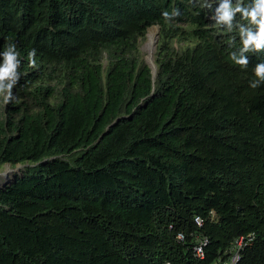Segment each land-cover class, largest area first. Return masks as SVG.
<instances>
[{
  "label": "trees",
  "instance_id": "1",
  "mask_svg": "<svg viewBox=\"0 0 264 264\" xmlns=\"http://www.w3.org/2000/svg\"><path fill=\"white\" fill-rule=\"evenodd\" d=\"M204 2L0 0V264H225L248 235L234 264H264V53L234 65Z\"/></svg>",
  "mask_w": 264,
  "mask_h": 264
},
{
  "label": "clouds",
  "instance_id": "2",
  "mask_svg": "<svg viewBox=\"0 0 264 264\" xmlns=\"http://www.w3.org/2000/svg\"><path fill=\"white\" fill-rule=\"evenodd\" d=\"M201 7L207 8L215 26L226 33L235 32L239 36L240 47L232 51L229 58L232 63L241 69H246L251 63L249 54L264 53V0H205ZM165 21H172L180 16L179 9L172 12L163 11ZM237 15L240 19L237 20ZM235 44V36L231 38L230 45ZM20 53L14 44L0 52V97L5 105L16 101L13 88L18 84L21 73L19 71ZM29 66L36 67V50L29 51L27 56ZM253 74L255 79L250 81V87L256 89L264 85V61L257 63Z\"/></svg>",
  "mask_w": 264,
  "mask_h": 264
},
{
  "label": "built area",
  "instance_id": "3",
  "mask_svg": "<svg viewBox=\"0 0 264 264\" xmlns=\"http://www.w3.org/2000/svg\"><path fill=\"white\" fill-rule=\"evenodd\" d=\"M196 223L198 225H200V220L198 218L195 219ZM181 238V236H180ZM253 239L252 235H248V236H241L236 238L232 244H231V248H230V252L232 254L231 258H230V262L229 263H225V264H234L237 260H238V255L240 253V251L242 249H244L247 245H249L251 243ZM205 246V242H200L199 245H197L194 248V252L197 258L202 259L204 257L203 255V247ZM166 264H170V263H166Z\"/></svg>",
  "mask_w": 264,
  "mask_h": 264
},
{
  "label": "rangeland",
  "instance_id": "4",
  "mask_svg": "<svg viewBox=\"0 0 264 264\" xmlns=\"http://www.w3.org/2000/svg\"><path fill=\"white\" fill-rule=\"evenodd\" d=\"M157 32H158V28L156 26H153L151 28L148 29L147 34H146V39L144 42H142L140 49L141 52L144 55V59L147 60L149 57L151 58V60L153 61V54L155 51V44H156V40H157ZM148 36L154 37L156 38L155 43L153 46H150V39L148 38ZM151 49V50H149ZM2 100V97H0V101ZM10 170V171H15L13 174L19 173L22 170V167L20 166H16L15 168H11L9 165H5L1 170V172H4L5 170Z\"/></svg>",
  "mask_w": 264,
  "mask_h": 264
},
{
  "label": "bare ground",
  "instance_id": "5",
  "mask_svg": "<svg viewBox=\"0 0 264 264\" xmlns=\"http://www.w3.org/2000/svg\"><path fill=\"white\" fill-rule=\"evenodd\" d=\"M148 38L150 39V43H151L150 46H153L154 43H155V40H156L155 36H154V37L148 36ZM149 50H151V49H149ZM147 60H148L150 63H152V60H151L150 57H149ZM14 172H15V171H10V170H8V169L5 170L4 172H1V173H0V185H1L3 182H6V181H8L10 178H12Z\"/></svg>",
  "mask_w": 264,
  "mask_h": 264
},
{
  "label": "water",
  "instance_id": "6",
  "mask_svg": "<svg viewBox=\"0 0 264 264\" xmlns=\"http://www.w3.org/2000/svg\"><path fill=\"white\" fill-rule=\"evenodd\" d=\"M146 63L150 66V68H152L153 70V73H154V66H153V63H150L148 60H145Z\"/></svg>",
  "mask_w": 264,
  "mask_h": 264
}]
</instances>
